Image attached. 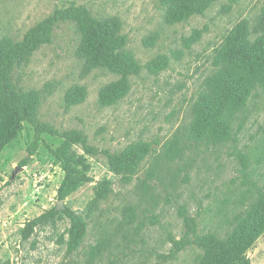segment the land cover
Listing matches in <instances>:
<instances>
[{"label":"rangeland","instance_id":"rangeland-1","mask_svg":"<svg viewBox=\"0 0 264 264\" xmlns=\"http://www.w3.org/2000/svg\"><path fill=\"white\" fill-rule=\"evenodd\" d=\"M71 4L86 7L114 35L125 34L126 52L143 64L142 72L123 77L103 66L88 35L62 22L52 42L15 69L14 82L31 96L40 120L56 129H77L110 153L143 143L151 152L132 172L70 143L90 163L91 181L60 201L65 172L47 145L60 149L64 140L46 136L48 144L31 154L33 126L14 118L0 98V264H197L205 254L198 246L174 251V242L186 237V217L197 220L199 234L222 239L258 225L264 86L240 108L231 136L190 146L193 127L203 130L206 90L217 93L227 73L246 71L238 61L216 67V49L246 21L254 36L264 35V0H217L188 19L181 17L185 0H0V51ZM257 76L264 85V69ZM58 205L85 216L77 248L64 214L35 222ZM247 257L264 264V232Z\"/></svg>","mask_w":264,"mask_h":264},{"label":"trees","instance_id":"trees-1","mask_svg":"<svg viewBox=\"0 0 264 264\" xmlns=\"http://www.w3.org/2000/svg\"><path fill=\"white\" fill-rule=\"evenodd\" d=\"M217 0H185L181 17L188 19L196 15H204ZM62 22L77 24L89 37L93 47L99 52L101 64L123 77L137 76L143 70V64L133 55L126 52L128 38L125 34L114 35L107 31L103 24L84 6L68 5L57 8L52 14L31 27L22 39L9 40L0 51V98L1 103L8 106L14 118L27 122L34 128V143L31 154L42 144H48L46 136L62 138L65 145L60 149L49 148L54 153L65 172L64 179L59 187L58 196L64 201L74 191L91 181L89 175L90 163L86 155L97 156L104 153L106 156L117 159L129 171L137 172L146 156L151 152L150 143H143L138 148L129 151L110 153L100 150L91 144L85 134L77 129L61 131L40 120L32 108V98L14 82V71L21 65H26L33 54L43 45L50 44L56 27ZM250 22L239 24L230 31L226 43L216 49L215 65L223 62L238 61L246 71L243 73L229 72L225 75V83L217 93L206 90L207 115L203 130L193 127L194 143L190 148L197 150L201 144H209L215 139L232 135V124L241 107L247 105L252 97L263 85L257 73L264 69V35L254 36ZM156 62H159L156 60ZM227 79H230L227 81ZM80 146L84 154L78 153L71 146ZM243 171L248 168V160L242 157ZM107 197V190H104ZM260 193V198L264 195ZM261 198V199H262ZM64 214L72 223L71 248H77L82 242L87 229L85 216L68 205L62 208L55 206L46 211L38 220L49 222L59 214ZM186 237L174 242V251L186 249L194 244L205 254L197 264H236L245 262L251 264L247 257L248 249L264 232V218L258 225L249 224L248 227L235 232L226 238L215 235L199 234L198 222L194 217L185 219ZM193 236L190 239L188 236Z\"/></svg>","mask_w":264,"mask_h":264},{"label":"water","instance_id":"water-1","mask_svg":"<svg viewBox=\"0 0 264 264\" xmlns=\"http://www.w3.org/2000/svg\"><path fill=\"white\" fill-rule=\"evenodd\" d=\"M62 203V202H61Z\"/></svg>","mask_w":264,"mask_h":264}]
</instances>
